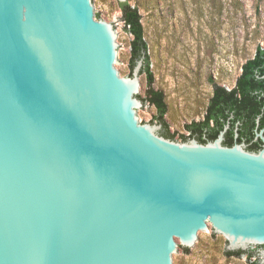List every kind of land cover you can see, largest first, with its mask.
Here are the masks:
<instances>
[{
    "label": "water",
    "instance_id": "obj_1",
    "mask_svg": "<svg viewBox=\"0 0 264 264\" xmlns=\"http://www.w3.org/2000/svg\"><path fill=\"white\" fill-rule=\"evenodd\" d=\"M123 52L95 0H0V264H178L212 231L264 264V148L141 123Z\"/></svg>",
    "mask_w": 264,
    "mask_h": 264
},
{
    "label": "rangeland",
    "instance_id": "obj_2",
    "mask_svg": "<svg viewBox=\"0 0 264 264\" xmlns=\"http://www.w3.org/2000/svg\"><path fill=\"white\" fill-rule=\"evenodd\" d=\"M119 1L124 0H95L96 17L100 14V19L114 24L124 49L119 72L122 77H130L133 35L121 20ZM137 2L155 78L152 87L163 91L168 104L165 119L170 131L176 134V141L181 142L188 132L185 125L204 118L213 95L211 80L233 89L243 64L254 56L257 48H264V0L131 1L133 5ZM140 81L145 87L142 98H146L147 74L141 75ZM143 107L141 123L159 124L156 107L149 102ZM227 245L222 234L212 231L202 236L193 252L183 251L176 261L252 264L256 260L250 262L246 255L227 258L224 255ZM254 250L257 249L249 251Z\"/></svg>",
    "mask_w": 264,
    "mask_h": 264
},
{
    "label": "trees",
    "instance_id": "obj_3",
    "mask_svg": "<svg viewBox=\"0 0 264 264\" xmlns=\"http://www.w3.org/2000/svg\"><path fill=\"white\" fill-rule=\"evenodd\" d=\"M132 0L119 1V9L122 13L121 20L124 22L125 28L128 32L133 35L131 42V71L130 76L133 74V69L137 64V61L145 55V64L141 71V75L147 74L149 89L147 91V97L140 99L144 102H149L151 105L156 107L157 115L156 120L159 123L165 125V131H161V135L169 137V139L177 140L176 134L172 133L169 129V125L165 119L168 113V104L165 100L163 91L156 90L152 87L155 78L151 71V59L149 56V46L145 38V31L143 26V16L139 10L138 2L136 4L131 3ZM100 18V14H97ZM244 73L237 79L236 85L233 89H227L223 86L218 85L212 79L214 84L213 95L207 105L206 112L203 120L193 121L190 124H186L185 128L187 131H193L195 128L200 129V138L204 137L203 128H210L213 130V140H215L221 130L224 127L226 119L231 115L232 111H236L239 114L248 115L254 123L257 115L262 111V97L255 92V85L258 82L257 72L264 74V48L259 47L258 51L255 52L254 56L248 59V62L244 65ZM212 122H216V127L212 125ZM191 138L189 135H183L182 141H187ZM204 141V140H203ZM235 141V133H232L231 137L227 139L228 144H233ZM206 143V141L204 142ZM185 253H189V248L180 246ZM224 255L227 258L237 257L241 258L244 255L247 256L251 262L256 259L252 264H259V256L257 250L254 251H227L225 250Z\"/></svg>",
    "mask_w": 264,
    "mask_h": 264
},
{
    "label": "flooded vegetation",
    "instance_id": "obj_4",
    "mask_svg": "<svg viewBox=\"0 0 264 264\" xmlns=\"http://www.w3.org/2000/svg\"><path fill=\"white\" fill-rule=\"evenodd\" d=\"M257 51L258 48L256 49V52ZM246 62H248V60ZM244 65L245 64H243L241 67V74L244 73ZM256 72L258 73L257 78L259 80L255 85V92L258 93L260 97H262V111L257 115L255 123L250 118H248V115L239 114L236 111H232L231 115L226 119L221 132L228 126V129L225 132V139L223 142L224 145L234 146L237 143H243L246 145L247 150L259 152L264 148V141L262 138L257 137L258 133L264 130V74H259V69H257ZM212 125L216 127L217 123L212 122ZM199 130L195 128L193 131H188L187 133H189L188 135L191 136V138H195L201 143H204L205 141L206 143L214 141L212 129L204 127L203 138H200L201 132ZM163 131L166 132L165 125H163ZM232 133H235V141L230 145L227 143V139L231 137ZM162 136L166 137L165 135Z\"/></svg>",
    "mask_w": 264,
    "mask_h": 264
},
{
    "label": "built area",
    "instance_id": "obj_5",
    "mask_svg": "<svg viewBox=\"0 0 264 264\" xmlns=\"http://www.w3.org/2000/svg\"><path fill=\"white\" fill-rule=\"evenodd\" d=\"M189 133H187V135H188Z\"/></svg>",
    "mask_w": 264,
    "mask_h": 264
}]
</instances>
